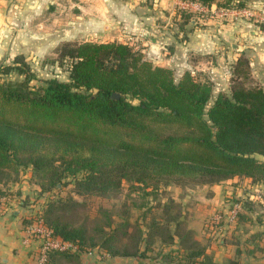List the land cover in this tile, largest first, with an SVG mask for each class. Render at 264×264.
I'll return each mask as SVG.
<instances>
[{
    "label": "trees",
    "instance_id": "trees-1",
    "mask_svg": "<svg viewBox=\"0 0 264 264\" xmlns=\"http://www.w3.org/2000/svg\"><path fill=\"white\" fill-rule=\"evenodd\" d=\"M183 18L182 31L189 21ZM64 55L73 60L69 82L53 78L38 89L28 85L29 78L0 84V198L12 196L9 185L29 168L41 188L37 199L57 194L63 180H71L67 200H52L42 209L54 237L82 252L133 257L131 264L155 262L162 253L147 252L155 238L172 241L173 200L147 208V235L140 225L132 231L127 222L123 230L119 225L105 231L113 223L110 213L105 226L93 232L72 223L69 213L85 203L73 196L110 198L125 182L147 189L169 183L212 186L235 177L264 184V81L248 84L252 76L245 56L232 66L229 91L208 106L211 83L188 71L176 81L172 69L152 65L129 45L84 42L69 45ZM113 93L121 97L114 99ZM230 203L241 205L239 224L251 201L234 197ZM156 208L161 212L153 213ZM123 209L127 214V206ZM162 218L168 223L161 225ZM120 238L125 242L114 245ZM56 254L65 253H53L50 263ZM203 256L195 244L180 264H204Z\"/></svg>",
    "mask_w": 264,
    "mask_h": 264
},
{
    "label": "rangeland",
    "instance_id": "rangeland-1",
    "mask_svg": "<svg viewBox=\"0 0 264 264\" xmlns=\"http://www.w3.org/2000/svg\"><path fill=\"white\" fill-rule=\"evenodd\" d=\"M23 1H26L25 6L21 4ZM33 1L0 0V84L17 83L29 78L28 85L38 89L45 87L46 82L53 78L69 82L73 60L64 54L69 45L84 42L123 43L129 45L133 51L141 53L143 59L152 65L160 66L149 56L147 51L150 48L147 19L134 22V18H129L134 14L135 0H41L36 9L37 12H34L31 6L24 9V14L29 18L23 21L29 24L21 25L16 22V15L23 11V7H27V3L31 4ZM215 1V5L207 6L197 0H175V12L168 24L169 27H173L179 32L177 37L181 42L185 40L184 38L192 29L204 27L207 20L218 21L220 27H230L232 29L230 43L236 45V51L242 50L240 55L245 56L250 62L252 83L250 81L248 84L263 83L264 0ZM185 3H197L204 9L198 10L192 6L183 7ZM144 4L147 5V1ZM146 14L145 16H147ZM184 15L188 17L189 21L185 26L186 30L182 31L178 25L183 21ZM31 16H34V25H31ZM212 28L217 29L215 26ZM180 31L184 32L183 37L180 36ZM240 33L244 34L240 36ZM191 53L193 65L197 64V58L209 60V54L206 52L197 53L192 50ZM204 66L201 65L200 68H205ZM232 66L233 63L229 67L231 76ZM187 71L190 70L187 69L184 73ZM190 73L194 74L198 80L208 81L212 84L206 76L202 75L200 78L198 72L191 71ZM173 74L176 81L181 78L174 71ZM216 93L214 92V97L212 96L208 106L214 102L217 97ZM132 101L138 103L137 100ZM23 172H27L24 175L27 176L24 180L29 181L28 177L33 175V170L29 168ZM26 182L24 190H28ZM67 183H71V180H63V187L61 186V189L56 191L57 194L52 198L50 196V200L59 198L65 202L67 200L66 192L72 187V184L67 186ZM202 186L189 183L185 187H181L169 183L159 189H147V187L142 188L137 184L131 185L125 182L119 192L114 193L110 198L91 196L87 200H83L78 197L77 200L80 203L85 202L84 207L73 208L67 218L74 224H83L89 227L93 232L94 228L105 226L109 219L106 214L110 213L113 220L111 227L118 229L120 225L119 228L123 230L124 222H127L128 225H131V229L133 228L132 231L136 229V225H140L141 231L144 232L147 231V205L149 203L157 204L160 199L172 197L175 199L173 201H177L170 209L175 215L182 207H180L182 198L187 197L186 204H193L194 198L190 197L189 191H198ZM28 193L33 195L32 200L38 197L36 191ZM37 203L42 208L44 202ZM124 206H127V214H123ZM188 213V219L195 217L194 214ZM124 242L125 239L120 238V240L114 241V245L120 246Z\"/></svg>",
    "mask_w": 264,
    "mask_h": 264
},
{
    "label": "crops",
    "instance_id": "crops-1",
    "mask_svg": "<svg viewBox=\"0 0 264 264\" xmlns=\"http://www.w3.org/2000/svg\"><path fill=\"white\" fill-rule=\"evenodd\" d=\"M40 1L34 0L31 4L27 3L26 8L21 7L23 11L16 15V22L21 25L29 24L23 21L29 18L24 14V9L31 6L35 12ZM145 1L147 5L144 4ZM25 3L26 1H23L22 6H25ZM135 3L134 14L129 18H134V22L147 19L150 41V48L147 51L154 61L160 66L169 67L179 77L187 69L190 70L189 72H198L200 78L202 75L206 76L212 82L213 97L214 92L218 95L220 92L228 91L231 77L229 67L237 61L242 51H236V45L230 43L232 38L230 27H220L218 21L207 20L204 27L192 29L181 42L177 37L179 32L168 25L174 16L175 0H135ZM101 11L103 13L102 6ZM31 18L33 21L34 16ZM32 21L31 25H34L35 22ZM212 26L217 29H213ZM183 34L184 32L180 31L181 37ZM192 50L197 53L206 52L209 54V60L197 58V64L193 65ZM201 65H205V68H200ZM26 173L22 172L21 179L9 185L12 206L8 213L0 217V264H27L29 249L24 247L21 241L24 223L36 207L43 209L52 201L50 199L53 196L50 198L45 194L44 199H38L40 203L44 202L42 208L37 202L38 206L33 205V195L28 192L36 191L39 194L41 188L32 178L33 175L28 177L29 181L24 180L27 177L24 176ZM25 182L28 190H24ZM68 193L67 191L66 195ZM189 195L194 198V203L188 205L187 197L182 198L180 203L182 207L177 213L176 220L169 223L163 218L160 220L161 225L168 223L172 241L164 244L160 238H155L153 250L147 252V255L154 257L162 253L164 257H159L160 259L151 262L152 264H180L183 262L182 258L195 244L204 249V264H264V202L260 197L264 195L263 183H253L251 178L235 177L212 186L204 185L198 191H189ZM234 197L251 201L250 208L244 213L245 219L230 229L223 239H215L208 231L209 220L214 213L225 210ZM73 198L77 200L78 197L73 196ZM170 199L175 200L172 197ZM168 200L169 198L160 199L157 205L162 207ZM152 205L155 206L156 203H149L147 208ZM191 207L193 209H190ZM154 212L160 213L161 209L156 208ZM188 212L195 217L193 215V219H188ZM149 219L147 216V235ZM114 229L116 227L104 228L110 233L115 231ZM104 257L98 250L56 254L52 256L51 264H131L135 262L133 257ZM151 263L147 261V264Z\"/></svg>",
    "mask_w": 264,
    "mask_h": 264
},
{
    "label": "built area",
    "instance_id": "built-area-1",
    "mask_svg": "<svg viewBox=\"0 0 264 264\" xmlns=\"http://www.w3.org/2000/svg\"><path fill=\"white\" fill-rule=\"evenodd\" d=\"M185 6H192L198 10L204 9L197 3H185ZM264 202V195H261ZM38 199L33 200L36 206ZM40 203V202H39ZM12 206L10 196L0 198V217L9 212ZM38 206V205H37ZM241 210L239 203H231L225 210L214 213L208 223V231L212 237L221 240L230 229L237 225V217ZM30 221L23 228L22 244L29 249L27 264H51L50 256L53 253L74 254L81 250L77 244L56 238L52 235L51 230L43 222L42 209H36L28 217Z\"/></svg>",
    "mask_w": 264,
    "mask_h": 264
},
{
    "label": "water",
    "instance_id": "water-1",
    "mask_svg": "<svg viewBox=\"0 0 264 264\" xmlns=\"http://www.w3.org/2000/svg\"><path fill=\"white\" fill-rule=\"evenodd\" d=\"M95 91H96V90H95ZM112 97H113L114 99H118V98L121 97V94H120V93H113Z\"/></svg>",
    "mask_w": 264,
    "mask_h": 264
}]
</instances>
